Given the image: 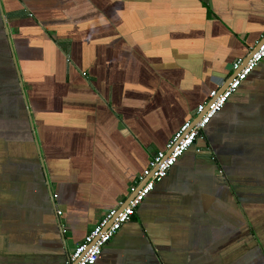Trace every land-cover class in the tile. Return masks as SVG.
<instances>
[{"label": "crops", "instance_id": "obj_1", "mask_svg": "<svg viewBox=\"0 0 264 264\" xmlns=\"http://www.w3.org/2000/svg\"><path fill=\"white\" fill-rule=\"evenodd\" d=\"M0 1V264H67L264 37V0ZM95 264H264V59Z\"/></svg>", "mask_w": 264, "mask_h": 264}, {"label": "built area", "instance_id": "obj_2", "mask_svg": "<svg viewBox=\"0 0 264 264\" xmlns=\"http://www.w3.org/2000/svg\"><path fill=\"white\" fill-rule=\"evenodd\" d=\"M264 59V39L249 58L233 61L234 75L223 90L212 89L208 98L199 103L195 117L185 120L167 140L164 148L158 150L149 160L147 167L139 174L137 181L129 187L132 197L120 208L108 209L84 238L68 254L67 264H95L104 247L118 233L122 225L132 220L144 199L154 190L157 182L164 179L179 158L197 141L211 119L226 105L231 95L237 91L255 67ZM60 213V211H59Z\"/></svg>", "mask_w": 264, "mask_h": 264}, {"label": "water", "instance_id": "obj_3", "mask_svg": "<svg viewBox=\"0 0 264 264\" xmlns=\"http://www.w3.org/2000/svg\"><path fill=\"white\" fill-rule=\"evenodd\" d=\"M0 11H1L2 16L4 17V11H3V8H2L1 1H0ZM4 20H5V17H4ZM6 32H7L8 36H9V31H8L7 28H6ZM263 39H264V37H262V39H260L259 42H262ZM257 47H258V43H257V45H256V46L250 51V53L244 58V61H246V60L249 58V56L252 54V52H253ZM14 59H15V58H14ZM14 61H15V60H14ZM16 65H17V63H16ZM233 75H234V73L229 77V80L231 79V77H232ZM229 80H227V81L225 82L224 86L221 87V88L219 89L220 91L223 90V89L225 88V86L227 85V83H228ZM20 82H21V77H20ZM21 86L23 87V84H22V83H21ZM23 90H24V89H23ZM24 99H25V101H26V105H28V101H27V99H26V93H25V92H24ZM27 107H28V106H27ZM199 117H200V114L197 115V116L195 117L194 121L198 120ZM131 197H132V194H129V196H128L127 199L124 201V203H122V205H120V208H122V207L128 202V200H129ZM59 226L61 227L60 223H59Z\"/></svg>", "mask_w": 264, "mask_h": 264}, {"label": "trees", "instance_id": "obj_4", "mask_svg": "<svg viewBox=\"0 0 264 264\" xmlns=\"http://www.w3.org/2000/svg\"><path fill=\"white\" fill-rule=\"evenodd\" d=\"M133 217H134V216H133ZM133 217H132V218H133Z\"/></svg>", "mask_w": 264, "mask_h": 264}]
</instances>
